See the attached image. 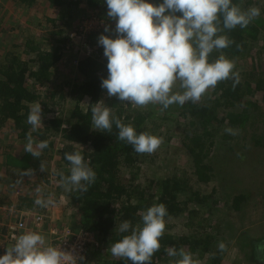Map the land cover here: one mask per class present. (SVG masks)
<instances>
[{
    "label": "trees",
    "instance_id": "16d2710c",
    "mask_svg": "<svg viewBox=\"0 0 264 264\" xmlns=\"http://www.w3.org/2000/svg\"><path fill=\"white\" fill-rule=\"evenodd\" d=\"M6 1L15 8L40 9L52 28L40 36L23 29L13 40H7L5 13L0 11V132L10 129L17 139L26 140L31 131L27 123L29 105L39 102L43 126L31 135L36 142L47 140L49 143L39 158L26 151L21 155L11 154L9 144L1 154L0 176L6 175L12 181L6 185L12 191L14 183L23 178L21 170L32 169L34 177L42 172V181L47 183V174L40 170V162H49L46 160L51 159L55 149L56 171H63L65 175L69 174L70 162L64 154L82 153L96 172V180L84 193L65 189L64 192L75 229L92 234L101 250L99 246L91 252L88 250L90 253L87 251L81 264H133L130 260L114 259L110 254L111 243L123 235L116 228L125 219L133 225L142 223L140 213L159 203L166 206L168 215L160 238L161 248L154 253L151 264H170L175 258L167 256L165 250L169 246L189 250L203 264H224L223 258L231 245L244 250L246 262L264 264L255 252V245L264 242V234L242 244L240 238L247 237V233L233 223L244 216L245 206L264 183L252 191L227 193L225 184L219 183L216 170V165L228 154H233V158L237 153L245 157L250 151V158L246 160L254 162V172L264 175V127L254 132V125L259 127L257 115L262 113L257 110H261L260 101L264 102V0H243L242 8L256 6L260 16L246 28L237 26L221 33L234 41L221 51L235 62L234 70L239 72L240 82L235 87L231 79L218 82L200 102H188L182 107L172 105L162 115L157 114L158 105L135 108L116 97L109 98L100 86L108 70L103 47L97 43L98 36L114 33L104 32L105 24L115 28V21L106 15L105 0ZM149 2L156 5L162 0ZM233 3L240 4L241 0ZM50 8V14L46 15ZM93 15L103 24L83 34V45L90 48V54L82 50L65 73L60 61L64 49L72 42L67 26H78ZM220 54L213 51L209 62ZM99 100L111 107L125 124H131L137 134L149 132L162 136L164 142L153 154H138L130 144L118 139L114 124L111 133L92 129L90 104ZM227 127L238 130L239 134L226 133ZM58 136L62 140L60 147L54 141ZM173 137L179 140L182 160L167 171L162 169V162L158 166V160L163 155L162 147L167 149L165 145ZM59 179L57 175L56 182ZM36 198L20 192L15 203L18 208L32 209ZM174 221L182 222L189 229H177L178 223ZM220 241L227 245L224 252L218 250ZM211 253H215L213 258H209Z\"/></svg>",
    "mask_w": 264,
    "mask_h": 264
},
{
    "label": "clouds",
    "instance_id": "9594fccd",
    "mask_svg": "<svg viewBox=\"0 0 264 264\" xmlns=\"http://www.w3.org/2000/svg\"><path fill=\"white\" fill-rule=\"evenodd\" d=\"M105 2L106 15L115 21V28L105 24L104 32L114 31L116 35L111 38L100 34L97 43L103 47L107 58L108 76L101 78L100 86L109 98L116 97L135 108L158 105L163 112L172 105L182 107L188 102H200L218 82L231 79L233 87L240 82L239 72L234 70L235 62L221 51L234 41L221 33L237 26L246 28L260 16L258 7L244 9L243 0L240 4L233 0H162L156 5L149 0ZM213 51L221 54L209 62ZM90 105L92 129L111 133L114 124L118 139L130 144L136 153L153 154L164 142L162 136L149 132L137 134L135 128L125 124L103 100ZM27 123L31 131L26 136L24 151L39 158L49 143L47 140L36 142L31 135L43 126L41 103L30 105ZM224 131L239 134L231 127ZM237 155L243 158L240 153ZM64 158L70 162L69 174L54 172L60 178L58 185L67 191L86 192L95 182L96 172L80 151L66 152ZM40 170L47 171L43 162H40ZM20 175L31 177L33 170H24ZM37 192L41 189L37 188ZM34 203L48 207L54 201L51 195L47 199L38 196ZM167 215L166 206L159 203L140 213L142 223L133 225L130 220H123L116 228L123 234L122 238L108 248L111 256L133 264H151L154 253L161 248L160 238ZM13 240L15 242L0 256V264H78L84 260L83 256L46 245L44 236L37 232L28 231L14 236ZM218 250L226 251L227 245L218 242ZM165 251L167 256L175 258L170 264H201L183 247L169 246ZM255 252L257 259L264 261V242L255 245ZM214 256L215 253H211L209 258Z\"/></svg>",
    "mask_w": 264,
    "mask_h": 264
},
{
    "label": "rangeland",
    "instance_id": "374dc122",
    "mask_svg": "<svg viewBox=\"0 0 264 264\" xmlns=\"http://www.w3.org/2000/svg\"><path fill=\"white\" fill-rule=\"evenodd\" d=\"M4 11V20L5 26H6V35L7 40H13L16 35L19 34L23 29L27 32L32 33L33 35H42L47 34L46 32L52 28V25L48 22H46L45 17L43 16V11H40V9H22V8H15L14 5L7 2L6 0H0V11ZM51 8L47 10V14L49 15L51 12ZM94 16V15H93ZM58 24H62V22H59ZM103 22H101L100 19L96 18V21H94L92 24H89V26H102ZM73 25V24H72ZM81 25V22L78 24V26L69 28V33L75 32V36L73 37L74 40H72L70 45H67V47L64 49L65 53L63 55V58L60 62L64 64L65 68L62 70L65 73L68 72L70 65L73 64V61L77 59L81 54L83 50V40H82V33L84 32L83 29L81 32H78V28ZM87 26V25H85ZM67 28L64 27L63 29L67 31ZM56 30V29H55ZM113 35H116L114 33H110L111 38ZM15 41H19V38L15 39ZM81 42V43H80ZM82 51V52H81ZM85 51V50H84ZM69 76V75H66ZM61 79V78H60ZM59 79V80H60ZM261 104V110H257L259 113L264 114V102L260 101ZM31 105V104H30ZM29 105V107H30ZM70 103H65V106H69ZM158 109V108H157ZM261 113L257 115V124H259V127L257 125H254V132H260L261 128L264 127V115ZM158 115H162L163 112L159 111L157 112ZM43 124V120H42ZM252 131V129L250 128ZM248 133V132H247ZM172 141L166 144L162 150V157L158 160V166L160 162H162V169H167V171L172 170L174 167L181 164L182 160V151H180V143L177 137H173L171 139ZM54 141L56 143V147L61 146L62 140L58 137L54 138ZM27 140H20L17 139L15 136V133L12 134L11 130H5L0 132V162L2 160V153L6 149V147L10 146L8 152L14 155H21L24 152V146L26 144ZM10 144V145H9ZM161 148V149H162ZM241 152V150H240ZM250 152V151H249ZM249 152L247 155L243 158L240 156H236L233 158L231 155L225 156L223 159L220 160L221 164L216 165V170L218 172V177L220 182L223 183L226 186L227 193H238L243 191H252L253 189H256V186L261 185L260 183H264V175H259V173H256L253 171V161H248L246 158H250ZM222 158V157H221ZM50 160V161H49ZM46 161H49L45 163V167L47 169V179L48 182L42 181V174L38 173L37 176H23L20 183H14V190H19L21 193H25L27 196L32 195L35 197L42 196L43 198L47 199L50 195L54 201L53 205H49L48 207H42L41 213L44 217L43 221V230L39 229V233H42L43 231H46L49 234V223L53 225V228L61 229L65 226L71 228L72 230L76 231L75 226L72 224V220L70 217L71 210L68 209L67 205V197L65 195L64 188L58 189V182H56V176L54 175V172L57 170V164H58V155L56 153L53 154L51 159H47ZM45 161V162H46ZM5 169V167H4ZM24 171V170H23ZM22 172V170H21ZM45 173V172H44ZM264 174V173H262ZM10 182V183H9ZM10 181H6V184H11ZM1 183V182H0ZM218 183V182H217ZM37 188L41 189V192H37ZM262 189L259 191L254 192L255 196L253 199L249 200L248 204L245 206V214L244 216L240 217L239 219H235V225L242 228L241 230H245L247 233V237L240 238V243L246 244L250 239L259 237L264 234V203H263V196H264V187H261ZM258 199L257 202H255V199ZM35 211H31L30 214L27 215L28 224H30L32 215H34ZM53 219V220H52ZM52 220V221H51ZM177 224V229L185 230L187 231L189 228L186 227L182 222L174 221ZM27 225L26 232L33 231L34 227H29ZM77 228V227H76ZM94 242L89 245L88 250H94L96 249L100 244L96 241L95 237L93 236ZM101 248L100 246L98 247ZM101 250V249H100ZM244 250L241 249L238 245H231L229 251L226 253L223 260H225L224 264H254L252 262H246L245 256H244ZM89 252V251H88ZM89 252V253H90ZM198 259V258H196ZM201 260V259H198ZM203 264V262L201 263Z\"/></svg>",
    "mask_w": 264,
    "mask_h": 264
},
{
    "label": "built area",
    "instance_id": "2783aa9c",
    "mask_svg": "<svg viewBox=\"0 0 264 264\" xmlns=\"http://www.w3.org/2000/svg\"><path fill=\"white\" fill-rule=\"evenodd\" d=\"M94 21H96V17L95 16H90L84 20L81 21V25L78 28V32L82 33V29H83V33L81 35V37H83V34L88 31V30H92V29H99L101 26H89V24H92ZM87 25V26H85ZM77 30H75L76 32ZM75 32L73 33H69V37L74 40V36H75ZM84 44V42H83ZM83 50H86L87 54H90V48L87 45H83ZM12 213H15V211H12ZM30 214V212L24 213V215H21V218L13 221V222H9L6 225V232L1 235L2 237L0 238V256L4 255L6 252V246L9 244L10 246L15 242L13 240L14 236H19L20 234H23L25 232V230L27 229V225L28 224V219H27V215ZM43 221H44V217L41 213H36L34 212V215H32L30 224L32 225V227H34L33 232H37L39 231V229L43 230ZM31 225H29V227H31ZM49 236L50 238V242L48 245L57 247V248H61V250L65 251V252H71L77 256H83L85 258L87 251H88V247L90 244H92L94 242L93 239V235L88 233V232H84V231H79V230H72L71 228L65 226L63 228H61L60 230L57 228H50L49 229ZM78 264H81V261H78Z\"/></svg>",
    "mask_w": 264,
    "mask_h": 264
},
{
    "label": "crops",
    "instance_id": "0c3cea01",
    "mask_svg": "<svg viewBox=\"0 0 264 264\" xmlns=\"http://www.w3.org/2000/svg\"><path fill=\"white\" fill-rule=\"evenodd\" d=\"M0 179H1V183H0V238H1L2 237L1 235H3L6 232V225L9 222H13L18 218L20 219L21 218L20 214L24 215V213L27 212L31 213V211L41 212L42 207L34 205L32 209H27L25 207L18 208L15 203V198L16 195L20 193L19 190L12 191L9 187L8 188L6 187L7 185V184L5 185L6 181H10L9 178H6V175L1 174ZM12 211H15V213L11 214ZM48 227L49 229L53 228V225L49 223ZM39 234L44 236L46 245H48L51 238L49 234L46 231H43L42 233ZM7 247H10V245L8 244L6 246V250Z\"/></svg>",
    "mask_w": 264,
    "mask_h": 264
}]
</instances>
